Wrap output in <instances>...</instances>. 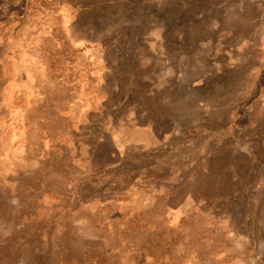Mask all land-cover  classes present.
Returning <instances> with one entry per match:
<instances>
[{"label":"rangeland","instance_id":"obj_1","mask_svg":"<svg viewBox=\"0 0 264 264\" xmlns=\"http://www.w3.org/2000/svg\"><path fill=\"white\" fill-rule=\"evenodd\" d=\"M0 264H264V0H0Z\"/></svg>","mask_w":264,"mask_h":264}]
</instances>
